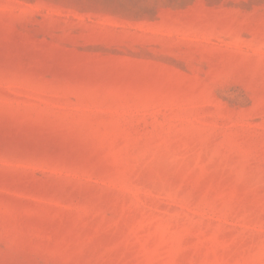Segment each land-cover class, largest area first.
<instances>
[{
	"label": "rangeland",
	"instance_id": "1",
	"mask_svg": "<svg viewBox=\"0 0 264 264\" xmlns=\"http://www.w3.org/2000/svg\"><path fill=\"white\" fill-rule=\"evenodd\" d=\"M0 264H264V0H0Z\"/></svg>",
	"mask_w": 264,
	"mask_h": 264
}]
</instances>
